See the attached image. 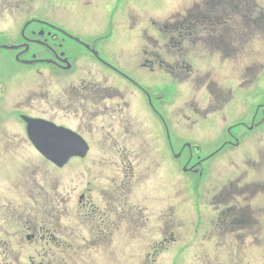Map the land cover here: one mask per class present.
<instances>
[{"label": "flooded vegetation", "instance_id": "obj_1", "mask_svg": "<svg viewBox=\"0 0 264 264\" xmlns=\"http://www.w3.org/2000/svg\"><path fill=\"white\" fill-rule=\"evenodd\" d=\"M131 1L0 0V248H4L0 252V264H50L52 250L64 247L61 245V226L69 212L58 209L63 208L59 204L62 197L69 194L71 185L75 188V179L71 178L74 162L77 161L81 167L86 165L90 150L101 143L112 145L122 155L120 178L113 180L114 188L108 184L99 188L87 180L79 202H89L85 205L88 213L86 224L89 222L100 234L92 235L91 241L101 242L106 249L124 244L125 241L119 237L124 239L127 230L132 228L125 220L136 224L146 211H139L129 192L133 186L135 167L138 169L137 162L144 152L139 151L142 147L138 134L140 129L132 121L137 120L146 128L145 131H149L151 136L148 143L143 145L155 143V159L160 165H165L162 155L169 152L170 175L166 176V170L159 174L158 179H163L170 190V187H175L172 182L175 185L181 182L187 186V192L189 188L199 195L200 187L210 176L206 164L228 149L240 145L228 141L210 154H205L201 148L194 147L198 144L174 137L177 131H182L177 128L179 121L171 127V119L167 123L161 111L167 112L169 108L173 117H177L180 111L176 113V110L181 105L172 108V95L168 98L157 94L156 89L149 88L152 87L150 82L141 83L137 77L166 76L177 84L176 96L183 98L180 104L188 97L184 94L194 92L201 95L206 91L211 96V103L217 105L212 107L208 102L199 111L193 102H189L196 110L188 111L195 114L194 119L197 116L206 119L209 114L215 116L242 86L240 83L229 88L218 83L207 86L210 80L218 81L212 76L211 68L203 73L193 67L189 57L193 55L198 66L201 64L199 61H205L200 58V54L206 50L209 52L207 57H219V60L221 57L223 63L236 61L232 57L238 49L228 42V38L220 39L216 34L223 31L237 40L238 44L242 42L251 47L253 41L259 40L251 34L252 24L256 22L251 15L253 8L259 6V0H245V12H242L244 5L241 0H193L185 4L188 5L185 14L175 16L169 24L157 27L153 19L143 23L134 44L129 42L124 45L126 35L121 29L125 23L132 32L140 26L136 10L134 17L130 13ZM126 2L130 7L127 12L122 11ZM236 18H240L242 24ZM249 25L251 27L247 29ZM158 36L164 39V46L159 44L160 47H157ZM256 67L260 68V65L257 63ZM252 73V67L247 66L240 71L237 80H247L252 77ZM224 74H231V70H224ZM166 85L163 84L162 88ZM223 93L228 94V97L222 98ZM196 97L191 96L192 99ZM143 98L146 108L139 110L138 114L143 110L156 114L159 109L158 115L163 124V136L160 138H155L153 132L137 117V105L133 99L137 101ZM197 99L201 100V96ZM123 115L130 119L129 130H122ZM259 115L261 117L257 120ZM254 119L257 122L252 123V126L239 122L228 130L229 134L241 128L249 131L261 129L264 104L256 110ZM184 125L186 123L182 122L181 126ZM197 125L198 122L193 125L194 128ZM48 151L57 154L54 161L44 155ZM183 160H186L184 175L191 174L199 178L194 186L188 187L184 178L178 176L180 167L177 163ZM5 182L10 187L6 192L8 196L1 192ZM243 187L232 184V187L224 188L214 198L213 206L220 209L231 205L228 201L234 200V190ZM242 190L247 191L248 187ZM109 195L111 199L115 197L122 203L117 218L108 200ZM96 196L101 197L102 201L96 200ZM196 198L199 201L200 195ZM29 200L35 210H29ZM166 201L169 202L168 212L171 214L181 208V202L164 199ZM65 203L63 201V205ZM133 211L135 217L131 215ZM222 211L227 217L225 226L229 231H237L240 227L245 228L243 232L250 221L252 228L255 227V211L251 213L249 207L242 208L240 204H235L230 208L223 207ZM138 214L140 219H137ZM161 216L166 217L167 214ZM37 219L38 225L34 226ZM108 228L109 231H106ZM110 234L116 237L112 245L108 240ZM165 235L176 241L174 232ZM85 242L87 245L90 240L86 238ZM153 242L149 248V252L152 251L150 258L163 252L162 246ZM28 248H31V254L22 262ZM218 248L222 250V244ZM39 252L44 256L42 259L38 257ZM77 259L81 264H97L95 258L78 255ZM155 261L154 258L152 262ZM203 263L209 264V260L203 257Z\"/></svg>", "mask_w": 264, "mask_h": 264}, {"label": "rangeland", "instance_id": "obj_2", "mask_svg": "<svg viewBox=\"0 0 264 264\" xmlns=\"http://www.w3.org/2000/svg\"><path fill=\"white\" fill-rule=\"evenodd\" d=\"M190 1L193 0H132L130 3V13L133 17L136 12L138 13L140 18L137 23L140 26L132 32L129 30V26H126L127 22L125 23L121 29V32H124L126 35L124 45H127L129 42L131 45L134 44L136 34L140 32L143 23L150 22L153 19L157 22V27H161L163 24L171 23V20L174 21L175 16L185 14L184 11L188 7L185 4ZM241 2L245 6H242V12H245L247 10L244 3L245 0H241ZM128 4L127 2L125 3L122 11L127 12L130 8ZM183 4L184 6H181ZM258 5L253 8L254 12L251 15L256 20L255 24H252L251 34L257 36L259 40L253 41L251 47L249 45L247 47L242 42L238 44L237 40L231 38L227 33L224 34L223 31L216 34L220 39L228 38V42L234 44L235 49H238L236 55L232 57L236 61L223 63L221 57L220 60L219 57H207L209 52L205 50L200 54V58L205 61H199L201 62L200 65L204 64L205 66L198 65V67L195 63L196 61L192 58L193 55L189 57V61L192 62L195 69L199 68L204 73L207 71V68H211L212 76L218 81L210 80L207 82V86L216 85L215 83H218L217 85H225L227 88L234 84L238 86L239 83L242 86L241 90H236L235 94H233L232 100L222 105V107L220 105L221 109L215 116L214 114H209L206 119H202L199 116H197V119H194L195 114L188 111L196 110L192 106V103L189 102H193L199 111L200 108H205L206 103H211V96L206 91L201 93V95L199 93L196 95L194 92L184 94L188 97L180 104L183 98L176 96L178 94L176 91L177 84L166 76L158 74L156 77L150 78L143 75L137 77L141 83L150 82L152 87L149 88L152 90L156 89L157 94L168 98L172 95V108L175 109V107L181 105L180 109L176 110V113L180 111L177 117H173L172 112H169V108H167V112L161 111L162 117L167 123L171 119L169 123L171 127L179 121L177 128L182 131H177L174 137L181 138L182 141L198 144L194 147L197 149L201 148L205 154H210L217 147L228 141L240 144L228 149L221 156L206 164L210 171V176L206 178L205 184L200 187V198L198 194L193 193V190L189 188L187 192V186L182 185L181 182L178 185L172 182V185L175 187H170V190L163 183V179H158L159 174L163 173V171L168 170L166 176L170 175L171 156L169 152L162 155V161L165 162V165H160V162L155 159V153H157L155 143L152 141L151 145H143V143H148V139L151 136L149 131H145L146 128L137 120L132 121V124H136L140 129L138 134L140 135L142 147H140L139 151L144 152L137 162L138 169L134 165L133 186L129 192L131 193L133 204H136L139 211L141 209L146 210L143 213L142 219H140V214H138L137 219L140 220L136 224L125 220V223H128V226L132 228L129 230L126 228L127 233L124 239L119 237L120 240L125 241L121 247L110 246L106 249L101 242L97 243V240L91 241L90 237L97 233L99 234V231L96 227L90 226L89 222L87 223L88 225L86 224L88 213H86L85 205L88 201H84L81 204L79 202L80 194L84 191L87 180L99 188H102L106 184L114 188L112 182L116 178H120L119 171L122 167L120 162L122 155L119 154L116 148L106 143L105 145L102 143L101 145H95L94 149H91L87 156L86 165L81 167L77 161L74 162L71 178L75 179V188L71 185L69 194L67 193V196L62 197L59 204L63 208L58 209L66 213L69 212L68 218L62 222L61 226V245H64V247L52 250L50 264H81L78 262V255L89 257L90 259L95 258L97 264H206L203 263V257L209 260V264H264V122L261 120V129L258 130L249 131L241 128L231 135L228 132L230 128L239 122L243 121L248 123V126H252V123L257 122L261 117L259 115L257 120L254 119L256 110L260 108V105L264 104V67H262L264 65V0H259ZM236 19L240 20V18ZM240 23L242 24L241 20ZM241 24L238 25L241 26ZM246 25L244 24V26ZM250 27L249 25L247 29ZM157 41V47H160V45L164 46V39L161 40V36H158ZM228 42L226 43V48L229 46ZM220 46L221 49L224 48L221 43ZM257 63L260 65V68L256 67ZM216 64H218L217 67ZM247 66L252 67V77L247 80H237L240 77V71L243 68H247ZM229 69L231 70V74H224V70L228 72ZM163 84H167L165 88H162ZM154 85L155 87H153ZM186 88L184 87V89ZM191 96L197 97L196 99H192ZM200 96L201 100L197 99ZM226 97H228V94L223 93L222 98ZM202 99L204 101L201 104ZM133 101L137 105V117L153 132L155 138L162 137L163 124L162 118L158 115L159 109H157L158 111L156 110V114L146 110L138 114L139 110L146 108V100L143 98L137 101L133 99ZM215 105L217 103H211L212 107H215ZM185 114L188 116H185ZM129 120L127 116H122V130H129ZM182 122L186 123V125L181 126ZM196 122L199 125L194 128L193 125ZM118 148L123 154L122 147L119 146ZM82 152L85 151L82 150ZM201 156L203 155L201 154ZM185 161L177 163V166L180 167L178 176L184 178L188 187H191L195 185L199 178L191 174L184 175L183 166L186 163ZM232 184L238 187L245 186L242 189L248 187V190H234V195H232L234 200L228 201L231 205L223 207L230 208V206L240 204L242 208L249 207L251 213L253 210L255 211V227L252 228L253 224L250 221L247 229L243 232L242 230L245 228L240 227L237 231L227 230L228 227L225 226L227 217L222 213L223 207L219 209L216 205L213 206L214 198L224 188L232 187ZM256 187H258V190H256ZM78 188L79 190L77 191ZM8 190H10L9 184L5 182L4 187L1 188V192L6 193ZM259 193L262 195H258ZM4 196H8V193ZM196 196L199 198V201H197ZM255 196L257 197L256 199H254ZM110 197L111 195H109L108 200L115 209L117 218V212L120 210L122 203L117 201L115 197L113 199ZM164 199H173L181 202V208L176 213L171 214L168 212L170 210L169 202H164ZM96 200L101 202L102 198L96 196ZM63 201H66L65 205H63ZM28 205L29 210H35L31 200H29ZM132 206L130 202V207ZM164 213L167 214L166 217L161 216ZM131 215L135 217L134 211ZM242 218L244 219V217ZM33 225H38V219L34 221ZM109 225L114 226L112 224ZM152 228L155 231L152 232ZM93 229H95L94 232L92 231ZM106 231H109V228ZM170 232L176 234L175 242L165 235ZM86 238L90 240L87 245L85 242ZM166 238L168 239L167 241L165 240ZM108 240L112 245V241H116V237L110 234ZM152 242L161 245L163 252H160V255L154 254L155 256L150 258L152 251L149 252V248ZM221 244L222 250L218 248ZM13 247L15 248L16 246L14 245ZM2 250L4 248H0V252ZM178 250L179 253H177ZM30 252L31 248H28L27 253L23 255L22 262L31 254ZM118 252L119 256H121V261L117 255ZM208 254L212 255V257ZM38 257L42 259L44 256L39 252ZM154 258L156 261L152 262ZM231 258L235 260H231Z\"/></svg>", "mask_w": 264, "mask_h": 264}, {"label": "water", "instance_id": "obj_3", "mask_svg": "<svg viewBox=\"0 0 264 264\" xmlns=\"http://www.w3.org/2000/svg\"><path fill=\"white\" fill-rule=\"evenodd\" d=\"M44 154H45L48 158H50L51 160H53V161L55 160V155H57V154H56L55 152H53V151H52V152H49V151H48V152H45ZM61 155H63V153H62Z\"/></svg>", "mask_w": 264, "mask_h": 264}]
</instances>
